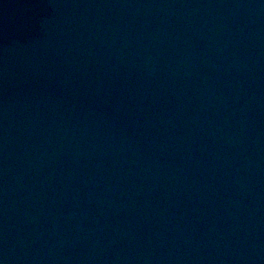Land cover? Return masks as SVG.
Masks as SVG:
<instances>
[{
    "label": "water",
    "instance_id": "95a60500",
    "mask_svg": "<svg viewBox=\"0 0 264 264\" xmlns=\"http://www.w3.org/2000/svg\"><path fill=\"white\" fill-rule=\"evenodd\" d=\"M0 264H264V0H0Z\"/></svg>",
    "mask_w": 264,
    "mask_h": 264
}]
</instances>
